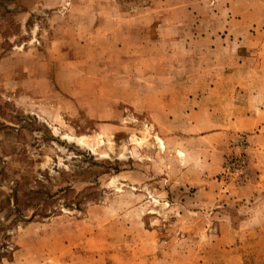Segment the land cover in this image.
<instances>
[{
	"label": "rangeland",
	"instance_id": "374dc122",
	"mask_svg": "<svg viewBox=\"0 0 264 264\" xmlns=\"http://www.w3.org/2000/svg\"><path fill=\"white\" fill-rule=\"evenodd\" d=\"M0 264H264V0H0Z\"/></svg>",
	"mask_w": 264,
	"mask_h": 264
},
{
	"label": "trees",
	"instance_id": "16d2710c",
	"mask_svg": "<svg viewBox=\"0 0 264 264\" xmlns=\"http://www.w3.org/2000/svg\"><path fill=\"white\" fill-rule=\"evenodd\" d=\"M107 169H105V171L102 172H106ZM95 171H90L89 174H94ZM95 174H100V173H95ZM18 192V184L16 183V185L12 188V193L14 196V214L18 215L21 218H25L27 216L30 217V220H33L37 214L41 217L45 216L46 213H42V209L40 208L41 204H44L45 202H42L43 199V192L41 190H32V193H34V196H29L28 192L24 193V199H20V197L17 194ZM81 201L76 202L78 205L80 204ZM29 207V209H28ZM34 207V209L32 210V208ZM28 209V210H27ZM26 210V211H25ZM33 213H31L32 211ZM26 212H28V215H26ZM31 213V215H30Z\"/></svg>",
	"mask_w": 264,
	"mask_h": 264
},
{
	"label": "bare ground",
	"instance_id": "6f19581e",
	"mask_svg": "<svg viewBox=\"0 0 264 264\" xmlns=\"http://www.w3.org/2000/svg\"><path fill=\"white\" fill-rule=\"evenodd\" d=\"M83 141H84V139H81V140H80V142H83Z\"/></svg>",
	"mask_w": 264,
	"mask_h": 264
}]
</instances>
